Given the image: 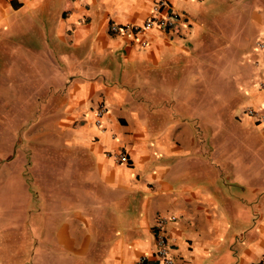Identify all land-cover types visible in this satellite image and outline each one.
<instances>
[{"label":"crops","instance_id":"1","mask_svg":"<svg viewBox=\"0 0 264 264\" xmlns=\"http://www.w3.org/2000/svg\"><path fill=\"white\" fill-rule=\"evenodd\" d=\"M161 1L166 8L156 12ZM239 1L0 0V93L7 80L5 95L27 102L34 118L14 132L31 140L49 131L40 126L46 84L54 92L56 176L65 171L54 181L70 187L50 189V203L40 204L48 192L25 189L18 209L5 202L21 190H2L0 264H159L161 217L175 218L164 227L173 264L264 260V176L255 173L264 164L241 155L243 139L264 138V126L246 113L242 124L224 125L216 108L191 104L218 100L201 88L211 86L209 51L220 46L210 44L220 38L216 11ZM173 14L172 30L110 34ZM16 66L34 72L26 79ZM247 96L251 108L264 109L262 88ZM119 154L124 163L115 162Z\"/></svg>","mask_w":264,"mask_h":264},{"label":"rangeland","instance_id":"2","mask_svg":"<svg viewBox=\"0 0 264 264\" xmlns=\"http://www.w3.org/2000/svg\"><path fill=\"white\" fill-rule=\"evenodd\" d=\"M235 1L238 2V0ZM216 12L221 14L218 27H216L220 32V38L215 37V40H212L210 44L220 46H214L209 51L213 60L210 61V67L206 68V78L207 81H210L211 86L206 88L205 84L201 88L207 92V89L210 91L211 87L210 95L217 97L218 100L216 102L192 101L191 104L198 105L199 109L207 108V105H209L208 110L211 112L212 110L213 112L218 110L217 116L224 125L235 124L231 123L229 118L234 120L236 125L242 124L239 120L250 108L249 100L251 98L247 96V90L252 87L259 88L260 82H264V0H240L238 4L233 3L229 7L219 6ZM241 13L245 15L242 16ZM250 14L251 18L249 20ZM253 17L255 20L252 19ZM14 68L18 69V71L15 70V73L18 72L22 76L25 74L26 79L30 78L32 72H34L33 69L26 70L28 68L22 69L17 66ZM4 82L6 83L1 84L2 91L0 93V193L4 189L7 191L8 189L21 190V193L16 194V196H6L5 206L9 207L10 205L11 209L20 208L22 203L19 204V201L23 200L22 192H25V189L30 192L33 191L35 194L37 191L43 190L46 193L48 192L46 198H39L38 203H42L43 200L50 203L52 199L48 196L52 191L50 189L54 190L57 187L58 194L70 190L69 183L66 180L54 181L65 176L63 169V174L60 173L56 176L55 173L58 166L55 165L54 146L59 143V140L55 138L53 129L54 100L51 99H54V92L50 93L49 87L44 84V95L41 101L44 111L40 126L43 125L42 127L49 131L29 140V137L34 134L14 132V128L20 122L23 123L22 125L29 126L31 120L34 119L31 118L32 113L29 109H23L25 103L28 107L27 102L24 100H10L13 98V92L9 94V90H7L5 95L6 88L12 84H8L7 80ZM9 102L15 105V111L8 107ZM231 110H233L232 113ZM257 110L264 114V109L257 108ZM233 114L235 115L232 118ZM30 128L34 129V127ZM240 137L238 136L235 141H239ZM243 137L245 135L242 133ZM250 138L243 139L244 141L241 142L247 141L241 145L244 146V148H241V155L244 154V157L251 159L255 164L258 162L264 164V138L258 132L253 135L250 134ZM14 142L18 144V148L8 150L7 146H11ZM14 155H20V164H13V161L8 162L6 160L8 159L6 157ZM18 167L21 171L16 172ZM77 168H80V170L79 173H76L77 176L74 179L80 181V176L83 173L82 165H77ZM257 168L255 172L258 173L257 176H264V167ZM254 176L256 175L252 174L251 178L254 179ZM35 194L32 196H35ZM56 199L58 200L60 197H54V201ZM23 204L26 203L23 202ZM35 205L37 204L34 203L32 206Z\"/></svg>","mask_w":264,"mask_h":264},{"label":"built area","instance_id":"3","mask_svg":"<svg viewBox=\"0 0 264 264\" xmlns=\"http://www.w3.org/2000/svg\"><path fill=\"white\" fill-rule=\"evenodd\" d=\"M166 3L161 1L158 3L155 11H159V8H166ZM178 21V16L173 14L166 17L156 18L154 20H148L141 25H125L122 27L113 26L110 29V34L113 36L117 35H128V36H139L145 34L153 29H157L160 31L172 30ZM144 44V43H143ZM259 87L264 90V82H260ZM106 112L104 106H99L95 112L96 123L99 124L103 114ZM246 115L254 120L255 124L264 126V114L259 112L257 109L249 108L246 111ZM115 162L118 164L124 163L126 161L125 154H119L115 157ZM175 218L170 217H161L158 218L156 227H155V246H156V255L159 260V264H173V260L170 258L169 250H168V241L166 235L164 233V227L168 223V221H173ZM144 262V259L141 260ZM259 264H264V260Z\"/></svg>","mask_w":264,"mask_h":264},{"label":"trees","instance_id":"4","mask_svg":"<svg viewBox=\"0 0 264 264\" xmlns=\"http://www.w3.org/2000/svg\"><path fill=\"white\" fill-rule=\"evenodd\" d=\"M260 88V87H259ZM256 125H258V124H256Z\"/></svg>","mask_w":264,"mask_h":264}]
</instances>
